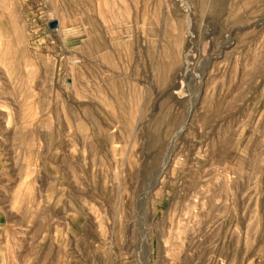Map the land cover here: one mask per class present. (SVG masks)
<instances>
[{
	"label": "rangeland",
	"instance_id": "1",
	"mask_svg": "<svg viewBox=\"0 0 264 264\" xmlns=\"http://www.w3.org/2000/svg\"><path fill=\"white\" fill-rule=\"evenodd\" d=\"M0 264H264V0H0Z\"/></svg>",
	"mask_w": 264,
	"mask_h": 264
},
{
	"label": "water",
	"instance_id": "2",
	"mask_svg": "<svg viewBox=\"0 0 264 264\" xmlns=\"http://www.w3.org/2000/svg\"><path fill=\"white\" fill-rule=\"evenodd\" d=\"M56 25H57V22L55 20L50 21V23H49L50 27H55Z\"/></svg>",
	"mask_w": 264,
	"mask_h": 264
},
{
	"label": "bare ground",
	"instance_id": "3",
	"mask_svg": "<svg viewBox=\"0 0 264 264\" xmlns=\"http://www.w3.org/2000/svg\"><path fill=\"white\" fill-rule=\"evenodd\" d=\"M160 177H161V173L159 174V179H160ZM158 181V180H157Z\"/></svg>",
	"mask_w": 264,
	"mask_h": 264
}]
</instances>
